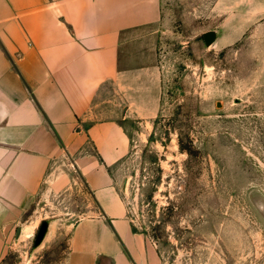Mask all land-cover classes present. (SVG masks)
Masks as SVG:
<instances>
[{"label":"rangeland","instance_id":"obj_1","mask_svg":"<svg viewBox=\"0 0 264 264\" xmlns=\"http://www.w3.org/2000/svg\"><path fill=\"white\" fill-rule=\"evenodd\" d=\"M253 8L162 0L146 73L96 99V119H116L130 136L128 156L109 171L148 264H264V18ZM68 172L60 193L27 204L0 264H65L70 230L98 212L84 177Z\"/></svg>","mask_w":264,"mask_h":264},{"label":"crops","instance_id":"obj_2","mask_svg":"<svg viewBox=\"0 0 264 264\" xmlns=\"http://www.w3.org/2000/svg\"><path fill=\"white\" fill-rule=\"evenodd\" d=\"M248 1L264 18V0ZM161 20L162 0H0V262L27 204L60 193L73 167L98 212L70 230L65 264H148L109 171L130 136L116 119L97 120L95 102L108 84L138 85Z\"/></svg>","mask_w":264,"mask_h":264},{"label":"water","instance_id":"obj_3","mask_svg":"<svg viewBox=\"0 0 264 264\" xmlns=\"http://www.w3.org/2000/svg\"><path fill=\"white\" fill-rule=\"evenodd\" d=\"M203 39L205 41V44L208 47H210V46H212L215 43V41L217 39V33L215 31L206 32L203 35ZM49 228H50V222L49 221L42 222V224H41V226L39 228L37 237L35 239L34 248L39 247L43 243V241L47 237Z\"/></svg>","mask_w":264,"mask_h":264}]
</instances>
